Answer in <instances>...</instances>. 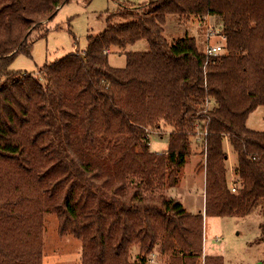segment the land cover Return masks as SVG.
I'll list each match as a JSON object with an SVG mask.
<instances>
[{"label": "trees", "instance_id": "1", "mask_svg": "<svg viewBox=\"0 0 264 264\" xmlns=\"http://www.w3.org/2000/svg\"><path fill=\"white\" fill-rule=\"evenodd\" d=\"M72 0H0V264H43L44 216L82 241L81 264H148L160 245L171 264H201L204 215L155 191L174 188L191 155L189 132L206 133L208 217L264 220V132L247 127L264 106V0H149L108 18L83 53L38 76L11 70L31 56L32 34ZM222 23L226 52L208 58L196 39L169 43L168 16ZM146 39L147 53L109 66L112 48ZM207 102L209 108H206ZM176 126L166 153L148 129ZM228 140L237 190L227 177ZM259 243L264 244V221ZM138 245L140 255L130 261ZM205 264H224L206 256Z\"/></svg>", "mask_w": 264, "mask_h": 264}, {"label": "rangeland", "instance_id": "2", "mask_svg": "<svg viewBox=\"0 0 264 264\" xmlns=\"http://www.w3.org/2000/svg\"><path fill=\"white\" fill-rule=\"evenodd\" d=\"M148 3L149 0H72L63 5L43 29L33 32L32 38L35 41L31 56L19 55L10 68L15 72L38 76L45 66L52 65L73 53H83L88 47L89 37L103 33L111 16H114V24L123 23V19L116 15L121 8L129 7L136 10ZM220 22L219 18L212 19L213 25L219 30V35L209 38L208 41L206 31L198 18L185 21L170 15L167 17L163 35L169 43L186 36L193 37L199 50L205 52L209 43L225 45ZM149 50L148 41L143 39L122 50L112 48L107 60L110 67L122 69L126 67L128 53H147ZM159 123V128L148 129L150 150L156 154H164L169 147V136L177 131V127L170 126L162 120ZM247 127L252 131L264 132V106L250 114ZM188 132L191 155L180 170L178 184L171 189L165 185L158 188L155 193L180 201L191 214L204 215L206 238L204 241H207L206 248L209 254L205 253L203 246L201 264H205L206 256L214 255L222 256L224 264H264V244L259 243L260 226L264 220L258 209L245 218L205 216V145L196 133L190 130ZM224 149L228 153L226 168L231 185L236 183L234 172L237 156L227 139L224 142ZM58 224L56 215L45 214L43 264H81L82 241L71 235L61 237L58 233ZM139 255V246L133 245L130 261L135 262ZM147 260L148 264H171L170 255L162 254L160 245L152 255L147 256Z\"/></svg>", "mask_w": 264, "mask_h": 264}, {"label": "built area", "instance_id": "3", "mask_svg": "<svg viewBox=\"0 0 264 264\" xmlns=\"http://www.w3.org/2000/svg\"><path fill=\"white\" fill-rule=\"evenodd\" d=\"M214 17L210 16V15H207L204 19H203V22L200 23L201 26L205 29L206 31V34H207V39L209 41V38H213V37H216L219 35V30H217L218 28H216L213 23H212V19ZM223 39L225 40L224 36H223ZM210 44V43H209ZM207 46L206 48V51H205V54L208 58L210 57H216V56H220L222 54H224L226 52L225 50V45L222 46V45H209ZM206 108H209V103L207 102L206 104ZM148 133H149V130H148ZM197 135L200 137V139L202 138H205L206 137V133L204 132H200L198 130V133ZM231 190L233 191V193L236 192L237 190V185L236 183H232L231 184Z\"/></svg>", "mask_w": 264, "mask_h": 264}, {"label": "crops", "instance_id": "4", "mask_svg": "<svg viewBox=\"0 0 264 264\" xmlns=\"http://www.w3.org/2000/svg\"><path fill=\"white\" fill-rule=\"evenodd\" d=\"M215 18V17H214ZM221 23V22H220ZM204 222H205V219H204ZM204 230H205V227H204ZM206 238H205V234H204V240H205ZM206 244H207V241L205 242L204 241V251L206 250V254H209L208 252H207V248H206ZM214 256H219V255H214ZM222 257V256H221ZM223 260H224V258H223Z\"/></svg>", "mask_w": 264, "mask_h": 264}]
</instances>
